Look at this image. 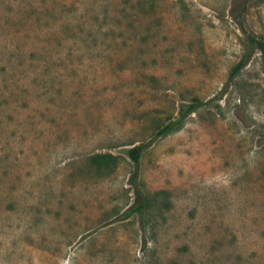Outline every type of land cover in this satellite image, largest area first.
I'll use <instances>...</instances> for the list:
<instances>
[{"label":"rangeland","instance_id":"374dc122","mask_svg":"<svg viewBox=\"0 0 264 264\" xmlns=\"http://www.w3.org/2000/svg\"><path fill=\"white\" fill-rule=\"evenodd\" d=\"M260 36L264 0H0V264H264Z\"/></svg>","mask_w":264,"mask_h":264},{"label":"trees","instance_id":"16d2710c","mask_svg":"<svg viewBox=\"0 0 264 264\" xmlns=\"http://www.w3.org/2000/svg\"><path fill=\"white\" fill-rule=\"evenodd\" d=\"M249 42L258 51V53L260 54L262 63L264 64V36H260L257 38L250 37ZM244 60L242 59L236 63V65L231 69L229 77H232V75L236 74L239 71V69L243 66ZM199 104H200L199 101L193 100L191 104L179 105L176 116L173 119H168L166 123L158 127L152 134L151 140L148 143L134 145L124 150V154L132 162L134 166V170L130 175L129 181L135 190L136 198L138 200V203L131 205L125 211V215H129L132 212H138L139 214H141L145 207V201L143 199V195L141 191L139 190V187L137 184V166H138L141 154L147 148V146L149 145L151 141L164 137L170 132L178 129L183 124L186 117L190 115L191 113H193L195 109L199 106ZM106 157L110 160L113 159L110 155H106ZM100 158L104 159V157H100Z\"/></svg>","mask_w":264,"mask_h":264}]
</instances>
